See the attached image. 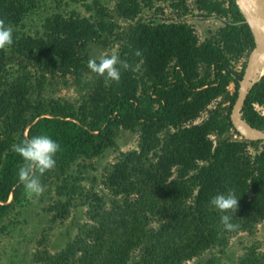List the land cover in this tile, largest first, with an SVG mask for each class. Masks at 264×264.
<instances>
[{"label":"trees","instance_id":"16d2710c","mask_svg":"<svg viewBox=\"0 0 264 264\" xmlns=\"http://www.w3.org/2000/svg\"><path fill=\"white\" fill-rule=\"evenodd\" d=\"M46 1L53 11L39 17ZM70 1L93 14L64 12L66 0H0V19L15 29L11 48L0 51V221L19 214L24 194L18 181L23 161L11 146L44 134L61 146L56 167L41 177V183L56 182L58 198L47 209L51 222L76 213L83 219L62 248L37 249L32 264H185L207 251L224 254L232 237L251 235L264 222V140L241 139L229 121L253 46L233 0H194L192 6L186 0H112L111 10L102 0ZM156 2L167 4L173 20L140 17L143 9L160 11ZM193 11L219 20L220 27L199 41L183 20ZM91 44L117 46L115 54L130 66L121 68L119 82L87 67ZM46 74L77 83L90 75L86 97L77 106L44 100ZM255 106L264 109V76L242 107V118L264 129ZM117 130L136 134V149L117 152L102 168L100 191L82 185L84 177L72 168H86L112 148ZM229 190L239 198L236 213H227L240 225L234 232L224 230V213L210 206ZM219 261L212 256L205 264ZM233 264H264V250L246 247Z\"/></svg>","mask_w":264,"mask_h":264},{"label":"rangeland","instance_id":"374dc122","mask_svg":"<svg viewBox=\"0 0 264 264\" xmlns=\"http://www.w3.org/2000/svg\"><path fill=\"white\" fill-rule=\"evenodd\" d=\"M66 1L70 3L69 6L62 7L64 12L75 9L82 16L93 14V10L87 11L85 5L81 6L80 3H73L70 0ZM193 1L186 0V4L192 6ZM86 3L91 5V0H87ZM101 4L108 10L113 8L112 0H102ZM155 7H159L160 11H154V8L151 10L143 9L140 17L144 21L151 18L159 21L165 17L173 20L171 10L167 7L166 3L156 2ZM43 8V10L37 12L39 17L53 11V5L49 1L45 2V7ZM191 13L183 18V20L192 26L199 41H202L208 35V31L215 30L221 25V22L215 18L201 19L197 16V12L193 11ZM32 18L33 20H30V23L34 26L37 20L36 17ZM113 20L117 21L121 27L127 25L126 21L118 20L117 18H113ZM116 49V45L102 48L91 44L88 48V55L90 59L99 60L102 56L115 54ZM241 63L242 60L234 64L236 71L241 68ZM27 70L32 74L35 73L31 67H28ZM90 78V75H84L80 77L77 83L70 76L65 78H50L46 74L45 85L41 92L42 98L44 100L66 101L77 106L86 97L84 82ZM231 89L232 85H229L228 90ZM255 109L264 117V109L257 106H255ZM203 117L204 114L196 122H199ZM132 149H136V134L126 130H117L112 148H108L102 156L89 160L90 166L86 168H82L81 166L79 169L78 167H73L72 173L76 174L77 170H79L80 175L78 176L84 177L81 184L85 186L92 184L95 189L100 191L99 177L102 173V168L112 163L117 152ZM249 151L251 152L250 149ZM92 177L95 179L94 182ZM54 181L52 179L51 182H42V185L45 186V191L39 198H28L24 191L22 207L18 208L20 209L19 214L12 213L0 221V264H32L31 259L37 249L46 246L49 251L54 252L62 248L65 242L72 238L77 222H81L83 217L81 213H76L74 219L69 217L61 223L51 222L52 213L48 212L47 209H51L54 201L58 198L56 194V182ZM42 237L45 241L40 243ZM251 245L258 247L260 251L264 250V222L257 225L251 235L237 234L232 237L224 254H218L215 250L207 251L200 259H193L185 264H205V261L212 256L220 258L219 264H233L235 259L243 253L244 249Z\"/></svg>","mask_w":264,"mask_h":264},{"label":"clouds","instance_id":"9594fccd","mask_svg":"<svg viewBox=\"0 0 264 264\" xmlns=\"http://www.w3.org/2000/svg\"><path fill=\"white\" fill-rule=\"evenodd\" d=\"M14 31L15 29L10 23L0 19V51L11 48L14 42ZM134 55L141 56V50H135ZM87 67L92 73L105 80L119 82L121 68L128 69L130 66L127 62L120 60L118 55L112 54L102 56L98 61L90 59ZM11 149L23 161L18 169V181L23 185L25 195L28 198H39L45 191L41 177L56 167V156L61 150L60 144L48 135L41 134L13 144ZM238 201L239 198L232 190H229L227 194H218L210 200L211 207L220 213H224L221 215L220 221L225 231L234 232L240 228V225L233 223L232 217L227 214L229 212L236 213Z\"/></svg>","mask_w":264,"mask_h":264},{"label":"water","instance_id":"95a60500","mask_svg":"<svg viewBox=\"0 0 264 264\" xmlns=\"http://www.w3.org/2000/svg\"><path fill=\"white\" fill-rule=\"evenodd\" d=\"M233 2L242 17V22L249 30L253 46L246 56L241 78L237 83L229 121L241 139L263 141L264 129L250 126L242 118V107L253 85L264 76V0H233Z\"/></svg>","mask_w":264,"mask_h":264}]
</instances>
